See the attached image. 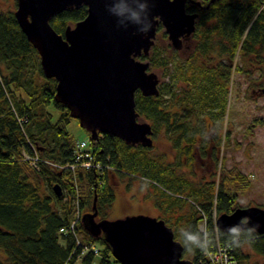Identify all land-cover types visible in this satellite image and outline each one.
Listing matches in <instances>:
<instances>
[{
    "label": "trees",
    "instance_id": "16d2710c",
    "mask_svg": "<svg viewBox=\"0 0 264 264\" xmlns=\"http://www.w3.org/2000/svg\"><path fill=\"white\" fill-rule=\"evenodd\" d=\"M2 1L0 247L6 260L0 258V264H92L97 255L99 264H121L103 236L90 234L82 220L76 234L69 228L77 196L84 214L93 210L97 195L98 218H109L116 199L114 175L139 176L147 182L145 194L165 213V222L182 242L183 257L203 264L206 251L214 249L218 239L220 244H230L239 264H264V233L251 227L224 231L215 218L240 206L239 194L251 184L237 166L228 168L223 160L220 168L217 164L222 159L221 143L230 140L227 114L232 74L255 69L264 74V0H215L200 9L186 54L155 42L148 55L140 56L149 60L150 68H159L164 78H171L159 82L158 95L137 91L135 99L140 116L152 125L154 140L166 135L174 157L152 151L155 141L152 146L133 145L102 133L91 147L104 167L78 168L76 190L70 170L59 166L74 158L77 140L67 128L73 117L64 103L55 100L57 80L45 75L38 50L14 14L15 7H3ZM186 9L196 7L189 3ZM87 13L85 4L67 8L53 16L51 24L64 33L68 24ZM162 28L159 25L158 30ZM162 35L167 36L165 31ZM51 105L60 111L57 118ZM35 150L39 167L23 154ZM198 154L213 159L217 167L210 179L194 181L187 174H196ZM55 183L60 184L62 195L54 191ZM204 221L205 232L200 227Z\"/></svg>",
    "mask_w": 264,
    "mask_h": 264
},
{
    "label": "water",
    "instance_id": "95a60500",
    "mask_svg": "<svg viewBox=\"0 0 264 264\" xmlns=\"http://www.w3.org/2000/svg\"><path fill=\"white\" fill-rule=\"evenodd\" d=\"M82 4L87 15L64 33L52 26L57 13ZM186 6L187 0H17L14 14L38 50L45 75L57 80L55 100L89 131L91 141L110 133L129 144L152 146V125L140 120L135 96L137 91L158 95L160 78L140 56L150 53L159 25L173 47L183 46L198 17ZM53 189L62 195L59 183ZM96 199L82 224L103 236L121 264H195L183 257L182 242L164 219L137 214L97 220ZM216 224L224 231L251 227L263 234L264 207L238 206L219 214Z\"/></svg>",
    "mask_w": 264,
    "mask_h": 264
},
{
    "label": "rangeland",
    "instance_id": "374dc122",
    "mask_svg": "<svg viewBox=\"0 0 264 264\" xmlns=\"http://www.w3.org/2000/svg\"><path fill=\"white\" fill-rule=\"evenodd\" d=\"M16 0H3L2 5L6 8H16ZM161 30H157L155 42L160 44H170L173 47L168 36H163ZM154 42V43H155ZM192 46V40H185L183 48L188 49ZM152 48V47H151ZM174 48V47H173ZM180 54H186V51L180 49ZM237 59L240 60L239 55ZM156 72L160 81H170L169 75L162 76L159 68H150ZM231 87L229 94V110L227 114V125L231 130L230 140L226 144L221 143L220 156L217 166L220 168L222 160L225 166L232 168L237 166L244 174L248 175L251 184L240 192L238 203L240 206L259 205L264 207V92H253V89L264 87V74L257 69L250 73L235 70L231 77ZM50 110L57 118L60 111L53 105ZM140 120H144L140 117ZM75 140L87 139L90 146L93 145L90 140V133L81 126L79 120L75 117L71 119L67 126ZM154 152H166L169 158L174 156V150L171 147V141L166 135H160L156 141ZM207 160V159H206ZM213 161V159H212ZM209 169L200 168L195 165L196 174L187 172L194 181L200 179H210L211 170L216 169L214 161H205ZM205 165V164H203ZM186 168L185 170L187 171ZM220 171V169H217ZM184 171V170H183ZM139 176L130 177L114 175L112 183L116 186V199L113 209L109 216L110 219L123 218L130 215L147 214L159 216L161 211L155 205L153 197L147 196L143 185H138ZM50 188V186H49ZM67 200V196L64 198ZM98 220V216L96 218ZM0 258L6 260V253L0 247ZM112 258V257H111ZM100 256L97 255L92 264H99Z\"/></svg>",
    "mask_w": 264,
    "mask_h": 264
},
{
    "label": "built area",
    "instance_id": "2783aa9c",
    "mask_svg": "<svg viewBox=\"0 0 264 264\" xmlns=\"http://www.w3.org/2000/svg\"><path fill=\"white\" fill-rule=\"evenodd\" d=\"M23 154L25 159H27L31 165L39 167L40 157L36 150L33 154H29L27 152H24ZM59 166L66 167L68 169V164H60ZM76 167L86 169H102L104 167L101 161L96 158V153L90 146L87 139L77 140L75 143L74 164L69 170L75 171ZM82 215L83 213L81 209L80 198L79 196H77L74 200V211L69 226L70 230L74 234H76L77 225L79 224ZM215 218H217V216H215ZM206 226V221L200 224L202 231L205 232ZM62 230H64V228H62ZM218 241L219 240L217 239V245L214 247V249L206 251L207 259L203 262V264H239L238 260L232 253L230 244H220V242ZM78 243H80V240H78Z\"/></svg>",
    "mask_w": 264,
    "mask_h": 264
},
{
    "label": "flooded vegetation",
    "instance_id": "af4514ba",
    "mask_svg": "<svg viewBox=\"0 0 264 264\" xmlns=\"http://www.w3.org/2000/svg\"><path fill=\"white\" fill-rule=\"evenodd\" d=\"M209 1L210 0H187V4H192V5H195V7H196V9L194 10V11H190V12H197L198 13V17L196 18V22H197V19L200 17V9H204V8H208L209 6H208V3H209ZM213 1H215V0H213ZM213 1H211V2H213ZM200 2V3H199ZM165 31V30H164ZM167 34V33H166ZM191 38V37H190ZM189 38V39H190ZM189 39H185V40H189ZM184 40V41H185ZM184 41H183V45H184ZM175 48V47H174ZM175 49H177V48H175ZM180 49H183V50H185L184 48H183V46L181 47V48H179V49H177V50H180ZM262 88H264V87H258L257 89H253V92H260L261 91V89ZM153 133H154V131H153ZM152 136H153V134H152ZM153 140H154V137H153ZM155 141V140H154ZM127 143V142H126ZM129 144V143H128ZM154 144V143H153ZM136 145V144H135ZM143 145V144H142ZM168 155V154H167ZM169 157V156H168ZM174 157V156H173ZM173 157H171V158H169V159H173ZM184 160V159H183ZM196 166H198L197 164H198V162H200L199 163V165H200V168H204V166L206 167V169H209V165L207 166L206 165V162L205 161H208V158H207V160H206V158L204 159V158H202L201 156H199V154L197 155V157H196ZM211 160V164H212V159H210ZM203 164H205V165H203ZM184 166H186V167H188L189 168V166H187L186 164L184 165ZM212 171V170H211ZM139 186L140 185H143L144 186V191H143V193H146V189H147V182H145V181H143V180H139V184H138ZM116 187V186H115ZM153 200V199H152ZM159 209V208H158ZM160 210V209H159ZM161 211V213H160V215L158 216V218H163L164 219V217H166V215H165V213L164 212H162V210H160ZM99 219V218H98Z\"/></svg>",
    "mask_w": 264,
    "mask_h": 264
},
{
    "label": "bare ground",
    "instance_id": "6f19581e",
    "mask_svg": "<svg viewBox=\"0 0 264 264\" xmlns=\"http://www.w3.org/2000/svg\"><path fill=\"white\" fill-rule=\"evenodd\" d=\"M96 158H97V155H96ZM101 163H102V161H101ZM66 164H68V169H70L71 166L74 164V158L72 160L68 161ZM70 172H71V176H72V179L71 180L74 183L75 190H76V189H78V183H77L78 182V180H77V178H78V174H77L78 173V167H76V170L75 171L70 170Z\"/></svg>",
    "mask_w": 264,
    "mask_h": 264
},
{
    "label": "clouds",
    "instance_id": "9594fccd",
    "mask_svg": "<svg viewBox=\"0 0 264 264\" xmlns=\"http://www.w3.org/2000/svg\"><path fill=\"white\" fill-rule=\"evenodd\" d=\"M232 231L233 232H236L237 230L236 229H232ZM252 232H253V230H250V236H249V239L251 238V236H252ZM190 239L192 238V237H189ZM240 246V244H239V242L237 243V245H236V247H239Z\"/></svg>",
    "mask_w": 264,
    "mask_h": 264
}]
</instances>
